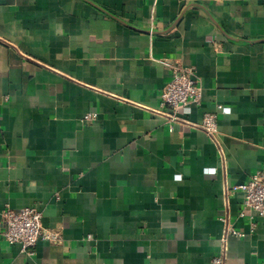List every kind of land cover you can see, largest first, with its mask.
Masks as SVG:
<instances>
[{
  "label": "crops",
  "instance_id": "obj_1",
  "mask_svg": "<svg viewBox=\"0 0 264 264\" xmlns=\"http://www.w3.org/2000/svg\"><path fill=\"white\" fill-rule=\"evenodd\" d=\"M164 60L196 68L181 117L217 113L226 180L264 174V0H0V223L35 207L60 235L29 256L0 228V264H214L225 174L203 130L158 112ZM244 196L228 264H264Z\"/></svg>",
  "mask_w": 264,
  "mask_h": 264
},
{
  "label": "built area",
  "instance_id": "obj_2",
  "mask_svg": "<svg viewBox=\"0 0 264 264\" xmlns=\"http://www.w3.org/2000/svg\"><path fill=\"white\" fill-rule=\"evenodd\" d=\"M169 65L172 71L170 81L165 85L161 94L162 109L158 112L166 115L172 121L186 124L194 129L203 130L209 139L217 146L220 165L225 174L223 185L224 213L220 219L223 224L220 238L219 253L214 257V264H228L229 239L231 236L243 237L245 233L233 223L231 199L235 192L244 193V208L255 212L256 216L264 218V174H254L246 183L232 185L226 180L227 158L223 149L218 127V116L214 112L204 113L203 120L195 123L182 118V114L191 112L193 106H199L203 101V86L197 75L196 68L172 64L168 60L163 61ZM218 108L226 110L223 105ZM97 113H88L86 119H92ZM216 172V168L210 169ZM43 213L35 207L12 208L7 205L2 212L0 228L2 235L9 243H18L21 249L29 256L36 254L38 242L41 239L51 242H59L60 235L57 232L45 228ZM255 223L253 227H255Z\"/></svg>",
  "mask_w": 264,
  "mask_h": 264
}]
</instances>
